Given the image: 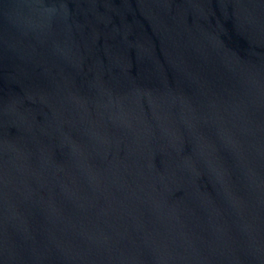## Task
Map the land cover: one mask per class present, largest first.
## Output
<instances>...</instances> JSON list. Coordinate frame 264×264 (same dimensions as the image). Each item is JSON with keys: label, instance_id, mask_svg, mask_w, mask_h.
<instances>
[{"label": "water", "instance_id": "obj_1", "mask_svg": "<svg viewBox=\"0 0 264 264\" xmlns=\"http://www.w3.org/2000/svg\"><path fill=\"white\" fill-rule=\"evenodd\" d=\"M0 264H264V0H0Z\"/></svg>", "mask_w": 264, "mask_h": 264}]
</instances>
